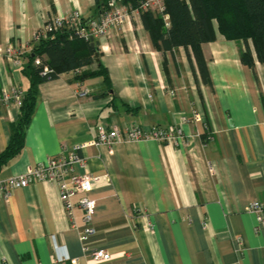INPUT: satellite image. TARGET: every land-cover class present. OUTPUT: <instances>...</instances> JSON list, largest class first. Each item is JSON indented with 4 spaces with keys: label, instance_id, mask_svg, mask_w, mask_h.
I'll use <instances>...</instances> for the list:
<instances>
[{
    "label": "crops",
    "instance_id": "0c3cea01",
    "mask_svg": "<svg viewBox=\"0 0 264 264\" xmlns=\"http://www.w3.org/2000/svg\"><path fill=\"white\" fill-rule=\"evenodd\" d=\"M95 8L96 0H0V91L28 90L24 69L50 18L79 11L95 19ZM214 25L216 40L202 46L208 84L189 49H157L134 14L98 42L99 60L82 69L98 71L101 61L110 87L89 77L83 85L90 95L80 99L73 71L39 85L25 147L0 170V180L96 140L100 125H181L179 146L141 141L80 151L85 164L75 173L98 177L89 194L97 205L90 247L111 254L104 264H264V230L255 231L256 216L248 211L252 202H264V65L254 56L255 67L245 66V44L227 40ZM10 46L23 52L20 67L6 57ZM20 108L0 107V154ZM194 112L202 121L185 123ZM207 133L214 139L204 146ZM60 195L54 182H34L8 200L0 195V264H95L80 241V196L72 198V219Z\"/></svg>",
    "mask_w": 264,
    "mask_h": 264
},
{
    "label": "trees",
    "instance_id": "16d2710c",
    "mask_svg": "<svg viewBox=\"0 0 264 264\" xmlns=\"http://www.w3.org/2000/svg\"><path fill=\"white\" fill-rule=\"evenodd\" d=\"M111 0H96L95 10L99 15L108 10ZM145 0H120L121 4L138 9ZM169 26L162 15L151 10L140 11L145 29L149 32L153 45L159 50L172 51L184 47L191 51L204 83H210L207 62L202 46L216 40L215 23L218 32L230 41H241L245 50L241 55L242 63L255 67V57L264 65V0H163ZM250 44L253 45L252 51ZM99 54L98 41L95 47L91 41L79 39L64 31L50 35L47 39L35 42L30 63L24 69L29 80L21 106V116L14 125L10 143L0 154V170L20 155L25 147L26 131L32 120L38 98V87L41 83L58 78L61 74L74 72L97 61ZM192 56V57H191ZM43 59L41 66H35L36 58ZM192 61V60H191ZM99 69L95 72H82L75 76L76 81L84 82L89 77H102L110 87L108 70L98 61ZM52 73L42 76L44 66Z\"/></svg>",
    "mask_w": 264,
    "mask_h": 264
},
{
    "label": "built area",
    "instance_id": "2783aa9c",
    "mask_svg": "<svg viewBox=\"0 0 264 264\" xmlns=\"http://www.w3.org/2000/svg\"><path fill=\"white\" fill-rule=\"evenodd\" d=\"M151 10L152 12L162 15L167 26H169V16L166 14V7L163 0H145L138 9H132L121 4L120 0H111L108 10L104 11L95 19H85L81 12L75 11L68 16H55L50 18L41 30L36 33L35 42L47 39L50 35L59 34L64 31H70L71 34L85 41L94 40L100 42L108 38L111 33L120 28H124L130 22L134 14L140 11ZM6 57L9 61L20 67V60L23 52L16 50L14 47L6 49ZM42 58H36L35 65L41 66ZM52 70L48 66H44L42 76L46 77ZM82 73V69L74 71V75L78 76ZM26 92L15 87L11 90L0 91V107L11 106L16 104L21 107ZM75 94L80 99L89 97L90 90L86 88L82 82H76ZM171 92V95H174ZM202 121L199 112H194L191 119H185V123ZM97 139L87 144L78 145L69 153L63 151L59 156L50 158L45 162L39 163L34 168L24 174H20L5 180H0V195L8 200L14 191L26 188L34 182H54L60 189V199L63 203L64 210L70 218H74V204L72 198L80 196L78 206L83 210V227L79 229L80 241L84 245L85 257H89L95 264H104L109 262L112 257L105 249H93L90 247V241L96 234L93 225L94 214L96 211V201L89 197L93 191V182L98 177L90 174L78 175L75 173L76 165H84L85 160L81 157L80 151L87 146L106 145L112 147L120 143H137L141 141H154L161 144H169L179 146L185 139L183 127L181 125H173L169 128H152L145 130L138 125H129L124 130L114 127L108 129L105 125L98 127ZM214 139L211 133H207L204 138V146ZM248 211L256 216L257 233L264 230V202L254 201L248 207ZM75 225V224H74ZM75 227H77L75 225ZM152 227V225H151ZM237 245L241 248L244 241L241 238L236 240ZM238 248V251H239ZM72 264H81L78 259L71 261Z\"/></svg>",
    "mask_w": 264,
    "mask_h": 264
},
{
    "label": "water",
    "instance_id": "95a60500",
    "mask_svg": "<svg viewBox=\"0 0 264 264\" xmlns=\"http://www.w3.org/2000/svg\"><path fill=\"white\" fill-rule=\"evenodd\" d=\"M91 45L93 48L95 47V40L93 37L91 38ZM96 58H97V60H99V54H96Z\"/></svg>",
    "mask_w": 264,
    "mask_h": 264
}]
</instances>
